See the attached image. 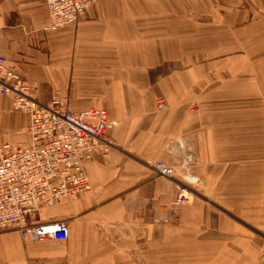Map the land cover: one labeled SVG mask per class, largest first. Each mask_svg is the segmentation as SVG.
Masks as SVG:
<instances>
[{
  "label": "crops",
  "instance_id": "obj_1",
  "mask_svg": "<svg viewBox=\"0 0 264 264\" xmlns=\"http://www.w3.org/2000/svg\"><path fill=\"white\" fill-rule=\"evenodd\" d=\"M50 23L45 0H0V57L38 102L105 110L114 147L85 162L89 191L40 209L67 240L0 233V264H264V212L236 207L241 188H264V108L250 99L264 93V0H98L75 27ZM225 23L243 54L217 49ZM28 123L0 95V144H27ZM175 157L194 158L182 206L148 165Z\"/></svg>",
  "mask_w": 264,
  "mask_h": 264
},
{
  "label": "built area",
  "instance_id": "obj_2",
  "mask_svg": "<svg viewBox=\"0 0 264 264\" xmlns=\"http://www.w3.org/2000/svg\"><path fill=\"white\" fill-rule=\"evenodd\" d=\"M96 1L45 0L49 28L75 27ZM35 89L0 57V95L11 99L13 112L29 118L27 144H0V233L15 231L22 240L32 242L65 241L67 223H38V213L89 191L85 162L94 154L107 155L114 147L107 138L111 122L105 110L74 113L58 100L42 104L32 96ZM164 104L163 100L156 102L158 108ZM149 168L156 176L174 181L169 164L157 161ZM174 192L175 206L188 202L191 193L185 185L174 181Z\"/></svg>",
  "mask_w": 264,
  "mask_h": 264
},
{
  "label": "rangeland",
  "instance_id": "obj_3",
  "mask_svg": "<svg viewBox=\"0 0 264 264\" xmlns=\"http://www.w3.org/2000/svg\"><path fill=\"white\" fill-rule=\"evenodd\" d=\"M194 20H195V22H200L199 18H197V17H194ZM225 24H226L225 25V34H224L225 38L221 42L222 44H220L219 46L217 45V49H219L220 52L223 51L224 53H226L227 51H231V52L234 51V52H238V53H242V54H243V52H246L247 49L243 45H234L233 46L232 44H229L230 41L228 40V37L232 38V36L234 34L233 33L234 31L232 29L231 30L229 29V26H228L227 23H225ZM210 27L212 28V30H210V33H209V35L211 37L210 40H212L213 38H215V40H216L215 36H217V33L221 32V31H219L216 26H213V25L211 26L210 25ZM214 32H215L216 35L214 34ZM245 35H247V33L246 34L243 33L240 36L243 37ZM252 47H254V46H252ZM260 47H264V45L262 44V45H257L256 46V48H260ZM215 49H216V46H214L213 43H210V48H209L210 57L211 56H216L218 54L217 50L215 51ZM254 51H256V50L254 49ZM257 53H259V51H257ZM258 58H257V61L260 60ZM262 62H263V60H262ZM250 99H251L252 102H255L256 104L260 103L262 108H264V93H262V94L259 93V94H257L256 96H253V97L251 96ZM160 100H163V99H160ZM246 100H249V98H246ZM164 103H165V101H164ZM202 110H203V108H202L201 103L195 101L193 106H192V111H194V112H196V111L200 112L201 111L202 112ZM164 159L165 158H161L160 162H164L163 161ZM166 159H168V158L166 157ZM193 159L194 158H192V157H189V158L185 157L183 159L175 157V158H172L174 163L169 164L170 166H172V169H173V180L178 182V183H180V184L185 185L190 190V193H191L192 197L195 195V193H197V192H195L196 191L195 184L190 182V180L188 179V178H192V174L190 173V168L192 166ZM258 160H259V158H258ZM261 161H264V158ZM153 163L154 162L151 161V163H149L148 165H151ZM258 175H259L258 177L263 176L262 178L264 179V174L263 173L262 174H258ZM242 176H243V174H242ZM262 180L260 181L259 178H258L257 179L258 184L260 182H262ZM174 181H172V184H173V188L172 189H173L174 200H175ZM243 183L244 182H242V184ZM229 190H231V189H229ZM239 193H240L241 197L244 198V199H242V202H241L242 205L241 206H236V207H242V208H246V209L247 208L248 209L251 208L250 211H254L255 210L256 214H258V215L264 212V188L262 186L258 185L256 187V189H255V188H248V186L246 185V186H244V188L240 189ZM250 201H251V204L249 203Z\"/></svg>",
  "mask_w": 264,
  "mask_h": 264
},
{
  "label": "bare ground",
  "instance_id": "obj_4",
  "mask_svg": "<svg viewBox=\"0 0 264 264\" xmlns=\"http://www.w3.org/2000/svg\"><path fill=\"white\" fill-rule=\"evenodd\" d=\"M189 196H190V194H189Z\"/></svg>",
  "mask_w": 264,
  "mask_h": 264
}]
</instances>
